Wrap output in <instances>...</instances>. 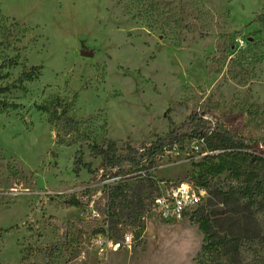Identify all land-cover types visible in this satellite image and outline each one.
<instances>
[{"label":"rangeland","instance_id":"374dc122","mask_svg":"<svg viewBox=\"0 0 264 264\" xmlns=\"http://www.w3.org/2000/svg\"><path fill=\"white\" fill-rule=\"evenodd\" d=\"M0 66V98L18 104L0 111V264H264V197H241L229 171L200 184L201 143L164 152L114 202L99 201L109 179L89 146L152 140L196 112L264 154V0H0ZM56 95L76 143L38 108ZM185 182L211 199L215 248L201 208L165 221L153 207Z\"/></svg>","mask_w":264,"mask_h":264},{"label":"trees","instance_id":"16d2710c","mask_svg":"<svg viewBox=\"0 0 264 264\" xmlns=\"http://www.w3.org/2000/svg\"><path fill=\"white\" fill-rule=\"evenodd\" d=\"M36 70H38L36 66L32 67L29 72L23 73L22 78L33 80L37 75ZM10 89L11 86L8 85L0 86V93ZM16 107H18L17 103L0 98V111ZM38 108L48 113L50 121L60 127L57 134L58 143L73 144L77 142L78 137L73 136L79 132V120L71 115L68 102L56 95L39 104ZM66 137H71V139ZM191 141L202 144L204 155L201 161L195 164L200 168L198 175L200 184L208 186L218 174L229 171L241 182V197L250 202H256L258 198L264 197V154L255 149L240 132L225 129L213 120L205 118L204 115L194 112L180 125H171L166 133L156 135L152 140L141 142L128 140L119 146L118 141L114 139L108 138L101 142L90 139L91 153L101 159L99 168L102 170L101 178L116 177L104 185V193L99 201L114 202L117 198L128 199L134 184L151 175V168L157 157L178 144L183 145L185 142ZM81 165L87 167L90 173H95L91 169V164L83 163L79 157L77 170ZM127 165L129 169L125 173ZM132 172H136V174L128 175ZM67 202L70 206L77 207L83 204V201L75 195H72ZM210 204L211 199L206 205L203 203L198 205L196 210L202 209L198 221L201 222L200 229L205 234L206 248H215L217 243L213 240L214 235L210 233V223L207 218ZM101 213L105 214V211Z\"/></svg>","mask_w":264,"mask_h":264},{"label":"built area","instance_id":"2783aa9c","mask_svg":"<svg viewBox=\"0 0 264 264\" xmlns=\"http://www.w3.org/2000/svg\"><path fill=\"white\" fill-rule=\"evenodd\" d=\"M116 177L109 179L112 181ZM204 191L189 182L180 183L172 187L169 191L159 194L153 200V207L158 217L165 221L179 220L202 203ZM94 215H99L98 211H93ZM102 238V246L104 245ZM134 242L132 234L125 235L121 241L112 242L115 249L120 247L131 248Z\"/></svg>","mask_w":264,"mask_h":264},{"label":"water","instance_id":"95a60500","mask_svg":"<svg viewBox=\"0 0 264 264\" xmlns=\"http://www.w3.org/2000/svg\"><path fill=\"white\" fill-rule=\"evenodd\" d=\"M83 53H88L89 55H92L93 54L91 51L90 52L83 51Z\"/></svg>","mask_w":264,"mask_h":264}]
</instances>
